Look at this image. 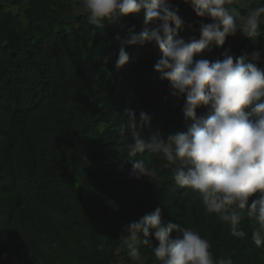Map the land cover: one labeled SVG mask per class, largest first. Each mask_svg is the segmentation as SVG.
<instances>
[{
  "label": "trees",
  "instance_id": "1",
  "mask_svg": "<svg viewBox=\"0 0 264 264\" xmlns=\"http://www.w3.org/2000/svg\"><path fill=\"white\" fill-rule=\"evenodd\" d=\"M171 2L186 40L199 39L200 24L213 22L183 0ZM79 3L0 0V264H134L119 239L123 228L157 207L165 221L209 240L214 258L264 264L250 221L240 225L249 238H234L176 184L162 156L150 158L155 181L133 178L126 154L131 135L117 131L125 110H134L138 121L147 113L145 135L160 130L166 138L191 123L182 112L186 96H172L171 83L159 78L154 66L162 53L151 44L128 46L129 62L116 69L115 37L133 26L142 32L145 15L106 18L97 28ZM259 31L254 39L229 36L194 62L222 60L226 50L248 62L259 51L257 67L264 70V24ZM207 112L201 106L197 116ZM152 244L158 246L154 236ZM140 252L144 264H160L151 248L141 245Z\"/></svg>",
  "mask_w": 264,
  "mask_h": 264
},
{
  "label": "clouds",
  "instance_id": "2",
  "mask_svg": "<svg viewBox=\"0 0 264 264\" xmlns=\"http://www.w3.org/2000/svg\"><path fill=\"white\" fill-rule=\"evenodd\" d=\"M183 3L191 5L198 17L213 21L200 24L199 39L179 36L186 25L171 0H80L79 7L87 13L88 23L97 28H104L106 18L132 16L143 10L142 32L137 33L133 26L123 37H115L120 45L116 69L129 62L128 46L151 44L162 53L154 66L159 78L171 83L172 96H186L182 112L191 123L186 131L166 138L160 130L145 135L151 124L147 113L142 111L138 121L134 110H125L127 119H122L117 131L121 136L125 132L131 135L126 154L133 165V178L155 181L158 171L150 158L162 156L176 184L198 198L207 214H216L239 240L249 238L240 227L247 218L251 241L264 248V70L257 67L261 52L254 51L248 62L234 57L230 50L223 53L222 60L194 62L195 55L222 47L227 37L238 32L249 39L259 36L264 2ZM187 27L192 29V25ZM201 106L208 112L198 117ZM162 211L157 207L124 226L119 239L134 264H144L141 245L151 248L160 264H232L230 257L214 258L210 241L198 231L165 221ZM153 236L158 246H153Z\"/></svg>",
  "mask_w": 264,
  "mask_h": 264
},
{
  "label": "rangeland",
  "instance_id": "3",
  "mask_svg": "<svg viewBox=\"0 0 264 264\" xmlns=\"http://www.w3.org/2000/svg\"><path fill=\"white\" fill-rule=\"evenodd\" d=\"M79 9H82V8L79 7ZM140 13L143 14V15H145L143 10Z\"/></svg>",
  "mask_w": 264,
  "mask_h": 264
}]
</instances>
